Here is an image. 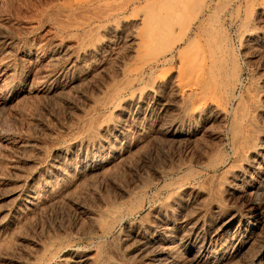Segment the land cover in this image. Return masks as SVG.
Listing matches in <instances>:
<instances>
[{
  "label": "rangeland",
  "instance_id": "374dc122",
  "mask_svg": "<svg viewBox=\"0 0 264 264\" xmlns=\"http://www.w3.org/2000/svg\"><path fill=\"white\" fill-rule=\"evenodd\" d=\"M77 1L80 0H0V254L2 253L0 255L2 257L0 258V264H70L71 261H75L81 256L90 258L83 264H145V259L139 257L141 253L138 250L141 249H138L137 239L131 236L132 232H137L141 228H145L142 231L145 234L147 233L146 235L148 236H145L148 240L151 239V242L155 240L157 235H165L166 243L164 245L162 243L163 246L151 243L152 249H156L157 245V249L159 248L160 250L169 247L170 249H168L171 252L174 251L170 257L176 259L175 261L178 260L177 264H190L193 254L201 249L200 241H202V238L206 239L212 235L217 227L227 219L231 221L228 229L229 233L226 231L223 236L213 241L214 244H211L210 249L212 251L215 250L208 252L200 264H203V262L205 264H264V158H261V150H259L260 144L264 145V0H174L171 2L173 9L180 10L182 13L180 15L182 17L176 23L180 25V27L178 26L179 28L187 27L185 34L188 37V41L202 38L200 26L209 31L214 39L218 33L211 28L219 27L223 37L224 48L222 54L223 56L225 55L224 62L226 64L224 65L226 71L223 74L224 80L220 84V95L209 94L207 97L201 98L202 101H200L197 96L195 98V95L198 94L197 88H193L194 92L190 90L185 92L187 95L184 93L182 102L185 103L180 102L179 104V102L174 103L173 97L176 92H173L179 91L181 93L180 91L184 86L182 83L178 87L180 90L178 88L173 90L170 86H163V92L160 89L161 87L157 92L155 91L153 94L151 92L152 95L150 94L147 97V103L145 101L146 104L143 108V110H149L150 108L153 111L151 115L147 118L145 117V119L139 115H130L131 117H128L130 130L132 131H129L128 135L130 136L132 133L130 137H135L132 138L134 141L128 136L129 140L120 138L118 142L121 143V140L124 142L121 143V146L117 143L119 149L123 148L126 142L131 147L129 158L121 162L123 167L119 161V163L116 162L115 164L121 165L120 167L113 162L112 165L110 161H107L109 157L100 158L101 160L103 158L104 161L96 159L94 164L99 170V175L97 174V177L94 176L88 183L86 182L87 186L84 184L80 187L81 189L79 188L78 191H75L71 196V198L73 197L72 200L58 205V208L55 206V209H52L45 207L43 204L40 205L41 202H39L42 192L40 180L50 172L51 163L53 165L55 160L66 161V158L70 157L72 153L74 158L76 151L81 148L79 145L85 144V142L88 144V152L90 154L95 150L100 151L103 149L104 144L97 145L100 141L97 138H101L99 128L103 118L106 115L104 121L107 123L108 121L111 122L112 124H108L112 128L118 127L122 118L119 115L120 102L129 99L132 94L131 90H126L122 93L123 97L121 96L119 99H105L100 102V105L99 103L92 105L97 95L96 87L94 86L97 85V81L100 82L101 80L96 77L98 79L97 81L93 79V84L83 83L80 84L83 86H78L77 90L81 87L80 90L83 91L82 94L85 96L80 95V90L75 92L77 87H75V91L72 87V92L69 87L65 91L66 94L63 93L54 102L46 101L43 97V86L40 80L44 78L43 72L46 71L45 68L50 67V53L55 55L59 54L60 51H65L63 47L59 46L58 41L60 40H57L58 44L56 43V39H58L56 36L61 34L56 29V25H52L55 20L51 16L56 13L55 11L59 13L60 9L62 11L66 5L74 4ZM141 4L144 5L142 1ZM57 5L61 8L59 9ZM48 8H53L55 10L54 13L48 12ZM53 9L50 10L53 12ZM48 13L52 15L49 16ZM212 16L215 17L213 18ZM53 36L56 38L54 39ZM123 46L125 48L126 45L124 44ZM185 46V43L180 44L177 50L175 49L176 53L173 51V57L168 55V63L167 61L163 64L158 63L159 66L161 65L160 67L158 65V67H155L153 64L147 65L148 67L145 66L141 72L142 74L136 76L137 79L135 80L138 81H133L134 87L137 85L136 87L147 89L146 82L148 80L149 85H152L151 82H157L158 79L162 78L161 76H164L162 79H165L167 76L169 77L172 71L173 73L177 71L178 52L179 49L182 50L183 48L188 50ZM42 50L43 52H41ZM123 50H126V48L122 49L121 46V51L123 52ZM126 52L127 50L125 54ZM75 54L77 55L78 53ZM76 55L74 56L76 57ZM174 57H176L177 61ZM65 59L68 61L66 60L65 62ZM59 60L61 61L56 64V70L65 72L67 68H70L74 59L73 57L69 59L66 56ZM113 60L116 61L114 58L111 59V63L108 62L107 67L110 64H117V61L113 62ZM45 62L47 63L45 64ZM115 66L109 68H114ZM167 66L169 68H166ZM161 67H164L163 71L159 70ZM75 68L77 71L75 69L73 72L77 74L81 72L80 64ZM150 68L152 73L149 71ZM165 68H171V71L167 70L168 72H166ZM162 72L168 74L164 75ZM158 73L163 75H157L156 77ZM72 75V73L69 76L67 74L68 78H71ZM141 79L143 80L141 81ZM36 80L38 81L36 82ZM140 83L142 84L140 85ZM90 89H92L94 94ZM170 90H173V94ZM159 91L162 93L158 94ZM88 98L91 99L89 100ZM197 98L200 103L196 104ZM188 100L192 102L190 103ZM117 101L120 105H118ZM170 102H172L171 107L167 104H170ZM109 103L111 104L109 105ZM186 103H190L191 106ZM101 105L103 106L101 107ZM183 105L185 107L188 106V109L192 110L194 114L190 112L193 114L190 115L189 110L186 109L187 107L185 108ZM164 106L166 107V112L163 114ZM198 106L202 107V110L198 109ZM79 110L85 111L84 115L81 111L80 113L83 116L86 115L85 117H91V119H88V117L83 118V116L81 117L82 119L78 118L76 115L80 114ZM89 111H91L90 114H88ZM97 115L103 118L100 117L97 121L95 120L98 117ZM168 116H171L170 118L174 116V119H169ZM108 117L111 119L109 120ZM164 117L165 119H163ZM74 118L80 119L77 121L79 124L75 123L76 119L74 120ZM84 119L90 122L95 121V123L97 121L96 125H99V127H96L97 129L94 128L95 124L94 126L92 122L88 121L89 123H86V120L85 122L82 121ZM133 119L135 122L131 121ZM170 120L174 122L175 126L177 123L176 128L179 134L173 137L165 133L156 136L152 134L156 126H163L164 122L165 126ZM113 121L118 125L113 123ZM130 121L141 124L139 125L141 126L140 132L132 129L133 123L131 124ZM71 122H74L73 125H70ZM85 123L87 127L84 126ZM89 124L91 125L89 126ZM75 125L77 126L75 127ZM79 127L86 129L81 130ZM92 128L96 129L95 132H93L94 129L92 130ZM146 128L147 130H145ZM92 133L93 135L95 133V135L92 136ZM137 133L140 134L137 135ZM104 134L106 135V133ZM93 137L94 139H92ZM86 138L89 142L85 141ZM77 142H81V144H77ZM259 142L260 144H258ZM24 143L29 147L26 150H22L21 147V144L23 145ZM75 145L78 146L75 147ZM257 148L258 150H256ZM259 151L260 153L258 154ZM84 155L82 157L83 160L87 154L84 152ZM54 157L57 158L55 159ZM253 158H255L254 161H252ZM257 161L259 164H257ZM84 164L86 169L89 162L85 160ZM34 165H36L35 169H33ZM28 168L33 170L28 171ZM26 176H29V178ZM18 177H22V179ZM30 180L36 183L35 191L37 192L35 196L39 200V207H45H38L40 212L36 214L31 212V210L21 211L24 210L21 206V201L17 202L13 197H9L5 193L12 188V191L18 189L16 190L18 193L23 191L26 187V182L28 183ZM20 183L23 185L21 186ZM37 183H40L38 184L39 186ZM62 183L57 185L58 188L56 187L55 191L64 186V183L67 184V181ZM137 186L138 188H135ZM9 187L11 189L8 190ZM127 188L128 190H126ZM77 192L79 193L77 194ZM16 203L20 204V209H18L19 207ZM104 203L107 205H104ZM109 206H112L113 209L111 210ZM95 207L96 209L94 210ZM19 212L20 214L22 212L26 213L25 215H20L18 214ZM98 212L104 216H100ZM90 214L99 216L95 217L94 224L89 219ZM158 216L159 218H157ZM164 225L169 227V229L167 230ZM243 225H247L251 229L247 234L243 231ZM195 226L201 232V239L196 245L197 247L191 243L183 244L182 238L184 240L189 237L190 233H193ZM161 227L164 228L161 229ZM131 229L133 230L130 232L129 230ZM90 230L94 232L91 233ZM189 230L190 235L188 234ZM165 231H168V234H165ZM149 232L153 234H149ZM186 232L187 234H185ZM184 235L186 238L183 237ZM229 235L231 236L229 237ZM222 239L224 241H221ZM218 241H221L220 244ZM218 244L219 247H217ZM29 257L31 258L29 259ZM138 257L142 259H140L141 262L138 261ZM20 258H22L21 262ZM67 260L71 261L68 263Z\"/></svg>",
  "mask_w": 264,
  "mask_h": 264
},
{
  "label": "bare ground",
  "instance_id": "6f19581e",
  "mask_svg": "<svg viewBox=\"0 0 264 264\" xmlns=\"http://www.w3.org/2000/svg\"><path fill=\"white\" fill-rule=\"evenodd\" d=\"M73 1V0H72ZM141 1L144 3V5L141 4ZM174 0H80V1H77L75 2L74 4H69V5H66L65 3V7H63V10L61 11V7L57 8L59 13L57 11H55L53 8H48V12L50 13H54V11L58 14H50L48 13L49 16H51L54 20H55V23L51 22L52 25H56V29H58L59 33L61 35H57L56 37H58V39H56V43H57V40H60L58 41L59 42V46L60 47H63L65 49V51H60L59 54H55V55H52L50 53V67H44L46 69H44L45 72L44 73V78H40L38 80L42 81V86H43V97L45 98L46 101H55L57 98H59L60 96L63 95V93H65V91H67L66 89H68L69 87L71 89V92H72V87H73V90L75 91V87L76 88V91L75 92H79L78 89V86L80 84H83V83H92L94 82L93 79H97L96 77H99L100 79V82L97 81V85H93L94 87H96V97L95 99L93 100L92 102V105H96L97 103H99L100 105V102L104 101L105 99L106 100H112V99H116L119 97L122 96V93L125 92L126 90H131L132 91V94L130 92V96L129 99L127 100H122L121 103V106H120V112H119V115L121 118V122H119L118 120L115 121V122H119V126L116 128H112L108 123L112 124L111 122L108 121V123L105 120V117L103 118L102 120V123H98L100 124V134H101V138H97V139H100V141H96L98 142L97 145L100 146V144H104V148L101 149L100 151H94L90 154V152H88V144L85 142V144L83 143L82 145H79V147L81 146V148L76 151V156L73 158L72 156L74 155L71 152H70V157H67L64 153V155L67 157L66 158V161H59V160H55L53 165L51 163L50 166L51 169L50 172L48 173V175H46V177L44 178H40V182H41V186H42V192L40 194V201L38 200V198H36V192L35 191V181L33 180H30L28 181V183L26 182V187L24 188L23 191H19L16 192V190L18 189H15L14 191L13 188L11 189V187L8 188L11 189L8 192H5L7 193L9 197H13V199L15 201H21V206L24 210H21V211H28V210H31V212H35V214L37 212H40L38 211V207H39V202H41L40 205H44L45 207H50L52 209H55L54 207L57 206L58 208V205H61L63 203H66V202H69L70 200H72L71 196L73 195V193L75 191H78L79 188L86 184V182L88 183V181L90 179H92L94 176L97 177V174H98V168L95 166L94 162L96 161V159H100L101 157H109V160L107 161H110V163L112 164V162L115 164L116 162L121 164V162H124L127 158H129V153L130 152V145L129 143L126 144L123 146V148H120L119 149V146H121V143L123 142V140H121L122 142L119 143L118 141L120 140V138H123L125 140H129L132 135V131L130 130V124L128 122L129 120V116L130 115H139V116H142L147 118L149 115H151V113L153 111L150 110H143L144 108V105L147 103L146 99L147 97L151 94H153V92H157L160 89H162L163 86H170L174 89H177L180 85V83L184 84V86L182 87V90L180 91L181 93H179V91H174L173 90L171 91V93H175V96L173 97L174 98V103H177L179 102H182L183 101V95L185 92H189L190 90H193V88H197V95H195V98L196 96L199 98L200 101H202L201 98H204V97H207V95L211 94V95H217L219 96L220 95V84H222V81L224 80V72L225 71V68H224V65L225 64V60H224V56H223V37L219 31V27L215 28V27H212L211 29H215L216 30V33L217 34V37L216 38H212L211 37V33L209 31H207L204 27L200 26V34H202V38L201 39H198V40H189L188 41V37L186 36V29L187 27L185 28H179L180 25H178L176 23V21L181 18L180 15H182V13L177 10H174L172 5L170 4L171 2H173ZM176 1V0H175ZM73 3V2H72ZM55 5V4H54ZM181 5V4H180ZM130 6H132L130 8ZM142 6H145V7H142ZM53 7V6H51ZM50 9H53V12L52 10ZM183 9V8H182ZM184 11V10H183ZM221 11V10H220ZM46 13V12H45ZM190 13V12H189ZM220 13V12H219ZM221 14V13H220ZM46 15V14H45ZM47 16V15H46ZM48 16V17H49ZM49 17V18H51ZM62 17V18H61ZM213 17V16H212ZM215 17V16H214ZM213 17V18H214ZM48 18V20H50ZM51 18V20H53ZM50 20V21H51ZM214 20V19H213ZM208 22V21H207ZM202 25V24H201ZM179 26V27H178ZM50 27V26H49ZM202 27V28H201ZM52 30V29H51ZM22 31V30H21ZM55 31V30H54ZM56 32V31H55ZM53 32V33H55ZM2 34V33H1ZM57 34V33H56ZM52 35V34H51ZM55 36V34H54ZM53 36V38H54ZM1 37V36H0ZM55 37V38H56ZM54 38V39H55ZM38 39V38H37ZM196 39V38H195ZM12 40V39H11ZM51 40V39H50ZM37 42V41H36ZM6 43V42H5ZM10 43V41H9ZM8 43V45H9ZM52 43V42H51ZM55 43V44H56ZM186 44L185 47L188 48V50L186 48H183L182 50L179 49V52H178V64L176 66V70L174 73L172 71V73L169 74V77L167 76V78L165 79H162L164 78V76H161L163 75L164 73L168 72L167 70H170V69H166V68H169V66H167L164 71L163 74L160 75V71L162 70L163 71V68L164 67H161V69L159 68V72L158 74H156V77L157 75L158 76H161L162 78L157 82L155 83H152V85H149V80H145L147 81L146 82V86L148 87L147 89L146 88H142V87H134L133 85V81H138V80H135L137 79L136 76L137 75H141L142 71L144 70V67L147 66V65H150V64H153L155 67L158 65V63H165L167 61V56L169 55H172L173 51L175 52V49L177 50V47L180 45V44ZM11 44V43H10ZM40 44V43H39ZM45 44V43H44ZM54 44V43H53ZM58 44V43H57ZM126 45L125 48L127 50L126 54H125V51L126 50H123V52L121 51V46H122V49H125L123 48L124 46L123 45ZM42 45V44H41ZM121 45V46H120ZM43 46V45H42ZM53 47V45H52ZM55 47V46H54ZM41 48V46H40ZM57 48V47H56ZM53 49V48H52ZM60 49V48H59ZM63 49V50H64ZM41 50V49H39ZM54 50V49H53ZM186 50V51H184ZM43 52V50L41 51ZM52 52V51H51ZM55 52V51H53ZM75 53H78L77 55ZM176 53V52H175ZM76 55V57L74 56ZM175 55V54H174ZM55 56V57H54ZM68 57L69 59L73 57V61L71 62L72 64L70 65V68H65V72H59L56 70V64L61 61L59 59L63 58V57ZM173 57V55H172ZM171 57V58H172ZM49 58V57H48ZM47 58V59H48ZM116 59L117 61V64L115 66L114 65H109V67L111 66H115L114 68H109L107 67V63H111L110 60L111 59ZM174 59L177 61L176 57H174ZM67 59H65V62H66ZM68 61V60H67ZM113 60V62H116ZM112 62V63H113ZM33 63V62H32ZM47 62H45L46 64ZM60 63V62H59ZM168 63V61H167ZM78 64H80L81 66V72L80 73H76V72H73L75 71V67L78 66ZM65 65V64H64ZM48 66V64H47ZM159 66V65H158ZM157 66V67H158ZM161 66V65H160ZM159 66V67H160ZM171 66V65H170ZM174 66V65H172ZM171 66V67H172ZM64 67V66H62ZM148 67V66H147ZM146 67V68H147ZM150 67V66H149ZM175 67V66H174ZM39 68V67H38ZM41 68V67H40ZM49 68V69H48ZM58 68V66H57ZM153 68V67H152ZM30 69V68H29ZM36 69V68H35ZM59 69V68H58ZM74 69V70H73ZM80 69V68H78ZM153 70V69H152ZM40 71V70H39ZM77 71V69H76ZM149 71L151 72V68L149 69ZM171 71V70H170ZM169 71V72H170ZM31 72V71H30ZM156 72H157V69H156ZM32 73V72H31ZM42 73V75H43ZM63 73V74H62ZM70 73V74H69ZM71 73L73 74L71 78H68L69 75H71ZM152 73V72H151ZM155 73V72H154ZM29 74V72H28ZM27 74V75H28ZM68 74V76H67ZM146 74V73H145ZM148 74V72H147ZM168 74V73H167ZM167 74H164V75H167ZM41 75V74H40ZM39 75V76H40ZM66 75V76H65ZM139 75V76H140ZM150 75V74H149ZM148 75V77H149ZM153 75V74H152ZM223 75V76H222ZM138 76V77H139ZM147 76V75H146ZM151 76V75H150ZM33 77V76H32ZM31 77V78H32ZM42 77V76H40ZM62 77V78H61ZM144 77V76H143ZM223 77V78H222ZM34 78V77H33ZM37 79V77H36ZM148 79V78H147ZM33 81H35L34 79H32ZM36 80V82L38 81ZM143 79H141L142 81ZM39 81V82H40ZM140 81V82H141ZM35 82V83H36ZM144 82V81H143ZM137 83V82H135ZM145 83V82H144ZM148 83V85H147ZM40 84V83H39ZM93 84V83H92ZM139 84V83H137ZM142 83H140L141 85ZM181 84V85H182ZM24 85V84H23ZM88 85V84H86ZM180 85V86H181ZM80 86H83V85H80ZM90 86V85H89ZM222 87V85H221ZM169 88V87H168ZM83 89V87H82ZM87 89V87H86ZM179 89V88H178ZM91 92H92V89H90ZM95 90V89H93ZM166 90V89H164ZM168 90V89H167ZM166 90V91H167ZM180 90V89H179ZM82 90H80V95L82 96H85L83 95V91L81 92ZM163 92V89L161 90ZM161 91L158 92L159 93H162ZM169 91V92H170ZM31 92V91H30ZM194 92V90H193ZM192 92V94H193ZM69 93V92H68ZM89 93V92H88ZM93 93V92H92ZM165 93V92H164ZM163 93V94H164ZM172 93V94H173ZM66 94V93H65ZM85 94V93H84ZM94 94V93H93ZM151 94V95H152ZM157 94V95H158ZM75 95V93H74ZM72 95V96H74ZM79 95V96H80ZM87 95V94H86ZM91 95V93H90ZM88 95V96H90ZM95 95H92V96H95ZM124 95V94H123ZM129 95V94H128ZM155 95V94H154ZM161 95V94H160ZM159 95V96H160ZM171 95V94H170ZM169 95V96H170ZM185 95H187L185 93ZM167 96V97H169ZM173 96V95H171ZM191 96V95H190ZM66 97V96H64ZM63 97V98H64ZM70 97V96H69ZM123 97V96H122ZM152 97V96H151ZM63 98H61L63 100ZM75 98V97H74ZM78 98V97H76ZM92 98V97H91ZM90 98V99H91ZM154 98V97H152ZM161 98V97H160ZM187 98V97H186ZM194 98V97H193ZM198 98H197V102L195 101V103H200V101H198ZM86 99V97H85ZM89 99V98H88ZM89 99V100H90ZM93 99V98H92ZM189 99V98H188ZM80 100V99H79ZM151 100V99H150ZM193 100V99H192ZM61 101V100H60ZM116 101V100H115ZM146 101V103H145ZM172 101V102H173ZM185 101V99H184ZM189 101V100H188ZM204 101V100H203ZM45 102V101H44ZM52 102V103H53ZM65 102V101H64ZM71 102V101H70ZM79 102V101H78ZM89 102V103H91ZM112 102V101H111ZM152 102V101H151ZM155 102V101H154ZM157 102V100H156ZM159 102V101H158ZM167 103L169 106L171 105V103ZM190 102V101H189ZM192 102V101H191ZM190 102V103H191ZM58 103V102H57ZM85 103V101H84ZM87 103V104H89ZM106 103H108L106 101ZM105 103V104H106ZM114 103V102H113ZM118 103V101H117ZM150 103V102H149ZM174 103H173V106H174ZM183 104L185 102H182ZM181 103V104H182ZM188 103V104H190ZM202 103V102H201ZM49 104V102H48ZM111 103H109L110 105ZM156 104V103H155ZM187 104V103H186ZM187 104V105H188ZM67 105V104H66ZM107 105V106H109ZM118 105H120L118 103ZM117 105V107H118ZM148 105V104H147ZM193 105V104H192ZM63 106V105H62ZM78 106V104H77ZM76 106V108H77ZM98 106V105H97ZM103 105H101L102 107ZM106 106V105H104ZM154 106V105H152ZM168 106V107H169ZM181 106V105H180ZM179 106V107H180ZM184 106V105H183ZM189 106V105H188ZM188 106H184L186 109H188ZM191 106V104H190ZM200 106V104H199ZM198 106V109L200 108ZM203 106V105H202ZM2 107V106H1ZM68 107V105H67ZM66 107V108H67ZM72 107V106H71ZM89 107V106H87ZM86 107V108H87ZM99 107V106H98ZM100 107V108H101ZM123 107V108H122ZM165 107V106H164ZM171 107V106H170ZM204 107V106H203ZM214 107V106H213ZM90 108V107H89ZM96 108V107H95ZM119 108V107H118ZM122 108V109H121ZM147 108V107H146ZM174 108V107H173ZM182 108V107H181ZM180 108V109H181ZM82 109V108H81ZM98 109V108H96ZM95 109V110H96ZM115 109V108H114ZM113 109V111H114ZM117 109V108H116ZM152 109V107H151ZM197 109V107H196ZM197 109V110H198ZM202 110V107L200 108ZM86 110V109H85ZM90 110V109H88ZM93 110V111H95ZM154 110V109H153ZM159 110V109H158ZM179 110V109H178ZM189 110V109H188ZM204 110V109H203ZM67 111V110H65ZM71 111V110H69ZM77 111V109H76ZM81 113L84 115L85 111L83 112V110H79V113ZM98 111V110H97ZM144 111V112H143ZM162 111V110H161ZM196 111V110H195ZM200 111V110H199ZM57 112V111H56ZM78 112V111H77ZM76 112V113H77ZM91 111H89L88 114H90ZM143 112V113H142ZM166 112V107L163 111V114ZM169 112V111H168ZM167 112V113H168ZM182 112V111H180ZM184 112V110H183ZM187 112V111H186ZM190 112H193L192 110L190 111L189 110V114L190 115H193L191 114ZM80 113V114H81ZM87 113V112H86ZM94 113V112H93ZM92 113V114H93ZM113 113V112H112ZM118 113V112H117ZM115 113V114H117ZM176 113V112H175ZM71 114H74V113H71ZM78 114V113H77ZM78 114L76 115L78 118L82 117L83 115L81 114ZM97 114V112H96ZM169 114V113H168ZM184 114V113H183ZM186 114V113H185ZM196 114V113H195ZM70 115V114H69ZM94 115V114H93ZM100 115V114H98ZM97 115V116H98ZM102 115V114H101ZM107 115H110V114H107ZM156 115V114H155ZM75 116V117H76ZM86 116V115H85ZM83 116V118H87ZM187 116V115H186ZM195 116V115H194ZM201 116V115H200ZM96 117V116H95ZM99 116L96 117L95 120H99L100 118ZM110 117H112L110 115ZM110 117L109 120L111 119ZM117 118V116H115ZM118 117V118H120ZM131 117V116H130ZM167 117V116H166ZM169 117V116H168ZM171 117V116H170ZM169 119H172L170 118ZM184 117V116H183ZM182 117V118H183ZM91 119V117H88V119ZM71 119V118H70ZM76 119V124H79L77 123L78 120L80 119H77V118H74V120ZM82 119V118H81ZM94 119V118H92ZM115 119V118H114ZM140 119V118H138ZM142 119V118H141ZM165 119V117L163 118ZM174 119V118H173ZM172 119V120H173ZM86 119L82 120L85 122ZM97 120V121H98ZM149 120V119H148ZM159 120V119H158ZM170 120L165 126V122L163 124V126L161 127L159 124H156V125H159V126H156L154 129H153V133L154 136L158 135V134H161V133H165V134H168L170 135V137H173L174 135H177L179 134L177 132V123H176V126L174 124V122ZM68 121V120H67ZM87 122L86 123H89L90 121L89 120H86ZM89 121V122H88ZM96 121V123H97ZM113 121V123H115ZM133 122V120H131ZM130 121V122H131ZM139 121V120H138ZM145 121V120H144ZM70 122V121H69ZM73 122V123H74ZM92 122V125H96L95 121H91ZM90 122V123H91ZM101 122V121H100ZM131 122V124L133 123ZM180 122V121H179ZM59 123V122H58ZM67 123V122H66ZM73 123L71 122L70 125H73ZM86 123L84 124V126L86 125ZM139 122H136V123H133V128L136 132H140V129H141V124H138ZM148 123V121H147ZM161 123V121H160ZM117 124V123H115ZM114 124V125H115ZM91 124H89L90 126ZM94 125V126H95ZM118 125V124H117ZM149 125V124H148ZM234 125V124H233ZM77 125H75L76 127ZM81 126V125H79ZM88 126V128H89ZM92 126V127H94ZM83 127V126H82ZM87 127V126H85ZM98 128L99 125L95 126L94 128ZM132 127V126H131ZM237 127V126H235ZM55 128V127H54ZM92 128V130L94 129ZM96 128V129H97ZM116 128V129H115ZM181 128V127H179ZM79 129L81 130H85L83 128H80ZM78 129V131H80ZM91 129V128H90ZM93 130V132H95V130ZM236 129V128H234ZM89 130V129H87ZM98 130V131H99ZM147 130V128L145 129ZM145 130H142V131H145ZM150 130V129H148ZM180 130V129H179ZM232 130V129H231ZM90 131V130H89ZM129 131H131V135L129 136ZM135 131H134V134H135ZM141 131V132H142ZM83 132V131H82ZM81 132V133H82ZM88 132V131H87ZM180 132V131H179ZM80 133V132H78ZM91 133V132H90ZM99 133V132H97ZM96 133V134H97ZM106 133V135L104 134ZM149 133V134H150ZM85 134V133H83ZM133 134V136H135ZM140 134V133H139ZM137 133V135H139ZM145 134V133H144ZM235 134V132H234ZM90 135V134H89ZM92 136L93 133L91 134ZM142 135V134H141ZM80 136L82 138H84L81 134ZM79 136V137H80ZM98 136V135H96ZM128 136L130 138H128ZM148 136V135H147ZM151 136V135H150ZM80 137V138H81ZM88 137V136H86ZM91 137V136H90ZM99 137V136H98ZM142 137V136H141ZM144 137V136H143ZM149 137V136H148ZM152 137V136H151ZM89 138V137H88ZM132 138H135V137H132ZM131 138V140H133ZM137 138V137H136ZM155 138V137H154ZM78 136H77V140H78ZM85 139V138H84ZM94 139V137L92 138ZM96 139V140H97ZM139 140V138H137ZM147 139V138H146ZM153 139V138H152ZM254 139V138H253ZM252 139V140H253ZM259 139V138H258ZM257 139V140H258ZM76 140V141H77ZM88 139L86 138L85 141H87ZM124 140V141H125ZM130 140V141H131ZM141 140H143L141 138ZM140 140V141H141ZM158 140H159V137H158ZM171 140V139H170ZM251 140V139H250ZM75 141V140H74ZM79 141V140H78ZM81 141V140H80ZM84 141V140H83ZM95 141V140H94ZM134 141V140H133ZM136 141V140H135ZM256 141V140H255ZM82 142V141H81ZM81 142H77V144H81ZM89 142V141H87ZM139 142V141H138ZM154 142V141H153ZM185 142V141H184ZM90 143L92 144V142L90 141ZM89 143V144H90ZM95 143V142H94ZM117 143H119L120 145L118 146ZM124 143V142H123ZM135 143V142H134ZM251 143V142H250ZM254 143V141H253ZM28 144V143H27ZM74 144V143H73ZM76 144V143H75ZM90 144V145H91ZM132 144V143H131ZM138 144V143H137ZM140 144V143H139ZM248 144V143H247ZM252 144V143H251ZM260 144V142L258 143ZM93 145V144H92ZM129 145V146H128ZM30 146V145H29ZM78 146V145H75V147ZM94 146V145H93ZM92 146V147H93ZM133 146V144H132ZM261 146V147H260ZM260 148L259 150H261V158H264V145H261L260 144ZM20 147V145H19ZM21 147H22V150H26V148L28 149V145H26V143H24L23 145L21 144ZM20 147V148H21ZM78 147V148H79ZM91 147V148H92ZM247 147V146H246ZM245 147V148H246ZM76 148V149H78ZM90 148V149H91ZM95 148V146H94ZM244 148V149H245ZM32 149V147H31ZM246 149H249V148H246ZM30 150V149H29ZM71 150V149H70ZM94 150V149H93ZM258 150V148L256 149ZM90 151V150H89ZM68 152V151H67ZM84 152L86 155V157H84V160L82 159L83 155H84ZM252 152V151H251ZM257 152V151H256ZM260 153V151L258 152V154ZM60 154V153H59ZM67 154V153H66ZM29 155V154H28ZM254 155V154H253ZM33 156V155H32ZM58 156V155H57ZM62 156V155H61ZM85 156V155H84ZM256 156H257V153H256ZM36 157V156H35ZM38 157V156H37ZM251 157V156H250ZM254 157V156H253ZM32 158V157H31ZM55 158V157H54ZM57 158V157H56ZM55 158V159H56ZM131 158V157H130ZM42 159V158H41ZM63 159V158H62ZM65 159V158H64ZM255 158H253L252 161H254ZM260 159V158H259ZM61 160V158H60ZM87 160L89 162V165L88 167L85 169L84 165L87 163L84 164V161ZM101 160V159H100ZM99 160V161H100ZM103 160V158H102ZM101 160V161H102ZM105 160V161H106ZM251 160V159H250ZM262 160V159H260ZM100 161V162H101ZM104 161V160H103ZM119 161V162H118ZM128 161V160H127ZM262 162V161H261ZM41 163V162H40ZM256 163V162H255ZM38 164V163H37ZM36 164V165H37ZM84 164V165H83ZM102 164V163H101ZM100 164V165H101ZM126 164V162H125ZM124 164V165H125ZM254 164V163H253ZM257 164L258 161H257ZM32 165V164H31ZM34 165L33 166V169H35L34 167L36 166ZM39 165V164H38ZM87 165V164H86ZM113 165V164H112ZM112 165H110L112 167ZM116 165V164H115ZM122 165V164H121ZM121 165H116V166H121ZM2 166V165H1ZM49 166V165H48ZM115 166V167H116ZM126 166V165H125ZM40 167V166H39ZM123 167V165H122ZM251 167V166H250ZM254 167V166H253ZM252 167V168H253ZM261 167V166H260ZM42 168V167H41ZM27 169V168H26ZM29 169V168H28ZM32 169V168H31ZM31 169H29L28 171H30ZM32 169V170H33ZM37 169V168H36ZM47 169V170H48ZM124 169V168H123ZM39 170L42 171V169L39 168ZM15 171V170H14ZM35 171V170H34ZM33 171V172H34ZM86 171V172H85ZM102 171V170H101ZM121 171V170H120ZM40 173V172H39ZM43 173V172H42ZM45 173V172H44ZM35 174V173H34ZM37 174V173H36ZM139 174V173H138ZM18 175V174H17ZM41 175V174H40ZM99 175V174H98ZM140 175V174H139ZM21 176V175H20ZM38 176V175H37ZM44 176V175H43ZM156 176V175H155ZM23 177V176H22ZM22 177H18L19 179ZM29 178V176H26ZM102 177V175H101ZM100 177V178H101ZM14 178V176H13ZM38 178V177H36ZM20 181V180H19ZM37 181V180H36ZM64 181H67V184L64 183ZM25 182V181H24ZM64 183V186H62L60 189L56 190L55 191V188L57 187V185H60V183ZM106 182V181H105ZM135 182V181H134ZM23 183V182H22ZM62 183V184H63ZM8 184V183H7ZM40 184V183H37V185ZM130 184V183H129ZM21 185V183H20ZM19 185V186H20ZM23 185V184H22ZM21 185V186H22ZM233 185V184H232ZM18 186V187H19ZM39 186V185H38ZM87 186V184L85 185ZM136 186V185H135ZM234 186V185H233ZM17 187V188H18ZM20 188V187H19ZM41 188V187H39ZM58 188V187H57ZM122 188V187H121ZM135 188H138L135 187ZM134 188V189H135ZM6 189V188H5ZM38 189V187H37ZM81 189V188H80ZM110 189V188H109ZM232 189V188H231ZM128 190V188L126 189ZM130 190V189H129ZM119 191V189H118ZM123 191V190H122ZM120 191V192H122ZM3 192V191H2ZM124 192V191H123ZM129 192V191H127ZM133 192V191H132ZM132 192H130L132 194ZM79 192H77L78 194ZM39 195V193H38ZM110 195V194H109ZM121 195V194H119ZM126 196V194H124ZM123 196V195H121ZM124 196V197H125ZM130 196V194H129ZM38 197V196H37ZM71 198V199H70ZM11 199V198H10ZM9 199V200H10ZM76 200V199H75ZM106 201V200H105ZM6 202V201H5ZM72 202V201H71ZM101 202V201H100ZM99 202V203H100ZM107 202V201H106ZM4 204V203H3ZM7 204V203H6ZM17 204V203H16ZM106 203H104L105 205ZM115 204V203H114ZM8 205V204H7ZM14 205V204H13ZM18 205V204H17ZM103 205V207H104ZM107 205V204H106ZM16 206V205H14ZM20 206V204L18 205V207ZM102 206V205H101ZM5 207V206H4ZM42 208H45L43 206H41ZM39 207V208H41ZM110 207V206H109ZM114 207V206H113ZM17 208V207H16ZM111 210L113 209L112 206L110 207ZM20 209V207L18 208ZM85 209V208H84ZM96 209V207L94 208V210ZM100 209V208H99ZM15 210V209H14ZM51 210V209H50ZM108 210V208H107ZM116 210V209H115ZM42 211V210H41ZM25 215V213H23ZM30 212V211H29ZM92 212V211H90ZM95 212V211H94ZM108 212V211H107ZM162 212V211H161ZM56 213V212H55ZM97 213V212H96ZM106 214V212H104ZM112 214V212H110ZM163 213V212H162ZM166 213V212H165ZM164 213V214H165ZM20 214V212L18 213ZM20 214V215H22ZM29 214H32V213H29ZM28 214V215H29ZM40 214V213H39ZM52 214V213H51ZM98 214L100 215V213L98 212ZM16 216V214H14ZM108 215V214H106ZM174 215V214H173ZM1 216V215H0ZM12 216V215H11ZM14 216V218H15ZM34 216V215H33ZM89 216V215H87ZM98 215L96 214H90L89 216V219L92 220V223L94 224V220H95V217H97ZM100 216H104V215H100ZM109 216V215H108ZM164 216V215H163ZM166 216V215H165ZM231 216V215H230ZM99 217V216H98ZM110 217V216H109ZM156 217V216H155ZM13 218V217H12ZM50 218V217H49ZM87 218V217H86ZM103 218V217H102ZM106 218V217H105ZM159 218V216L157 217ZM16 219V218H15ZM88 219V220H89ZM104 219V218H103ZM30 220V219H29ZM108 220V219H107ZM161 220V219H159ZM18 221V220H17ZM198 222V221H197ZM90 223V222H89ZM162 223V221H161ZM160 223V225H161ZM164 223V222H163ZM199 223V222H198ZM101 224V223H100ZM167 224V223H166ZM197 224V223H196ZM230 224H231V221L230 220H226L224 221L221 225H219V227H217V229L215 230V232L208 236L206 239H203L202 238V241H200L201 239V232H199V230H197V226H195V228L193 229V233H190V230L188 232V234L190 235L189 237L186 238V236L184 235L183 237H185L186 239L183 240L182 238V242L183 244L187 245L189 243L191 244H194L195 247H197L196 245L199 243H201V249H199L198 247V251L196 253L193 254L192 256V262H190V264H200L202 263V260L204 259V257L206 256V254H208V252L210 253L212 251V249H210V246L211 244L213 243V241L220 237V236H223V234L227 231L228 232V229L230 227ZM245 224V223H244ZM91 225V224H90ZM102 225V224H101ZM159 225V226H160ZM168 225V224H167ZM172 225V224H171ZM191 225V224H190ZM189 225V226H190ZM193 225H194V222H193ZM191 225V226H193ZM94 226V225H93ZM108 226V225H107ZM165 226V225H164ZM200 226V225H199ZM202 226V225H201ZM1 227V226H0ZM21 227V226H20ZM23 227V225H22ZM92 227V225H91ZM101 227V226H100ZM145 227V226H144ZM167 227V226H165ZM172 227V226H171ZM17 228V227H16ZM97 228V227H96ZM104 228H105V225H104ZM137 228H140V227H137ZM164 228V227H163ZM161 227V229H163ZM173 228V227H172ZM175 228V227H174ZM243 228H244V232L245 234L248 233V231H250V227L249 226H245L243 225ZM93 229V228H92ZM95 229V228H94ZM102 229V228H100ZM145 230V228H141L140 230L138 229L137 232H132V235L131 236H134L136 239H137V244L139 245V248L138 249H141V250H138L140 253H141V257L142 259H145V264H177V261H175L176 259H173L171 258L170 256H172V251L169 250L170 248L167 247V249H162L160 250L159 248L157 249V246L159 244L163 245L166 243V238H165V235L163 234H160V235H157V237L155 238V240H153L151 242V237L149 238L150 240L147 239L145 232L142 231ZM169 229V227H167V230ZM191 229V227H190ZM88 230V229H87ZM103 230V229H102ZM133 229L129 230L130 232L132 231ZM147 230V229H146ZM158 230V229H157ZM172 230V229H170ZM169 230L170 234L172 235L171 231ZM175 230V229H174ZM192 230V229H191ZM202 230V229H201ZM19 231V229H18ZM91 231V230H90ZM127 231V230H126ZM160 231V230H159ZM158 231V232H159ZM163 231V230H162ZM161 231V232H162ZM205 231V230H204ZM21 232V231H19ZM94 232V231H91V233ZM98 232V231H97ZM128 232V233H130ZM148 232V230H147ZM154 232V231H153ZM157 232V233H158ZM166 232V231H165ZM168 232V231H167ZM165 233V234H168V233ZM184 232V231H183ZM203 232V231H202ZM96 233V232H95ZM155 233V232H154ZM156 233V234H157ZM229 233V232H228ZM17 234V233H16ZM20 234V233H19ZM149 234H153V233H150ZM169 234V235H170ZM174 234V232H173ZM187 234V232L185 233ZM234 234V233H233ZM129 235V234H128ZM146 235V236H145ZM227 235V234H226ZM243 235V234H242ZM21 236V234H20ZM24 236V235H22ZM32 236V235H31ZM176 236V235H175ZM174 236V237H175ZM231 235H229L230 237ZM169 237V236H168ZM244 237V236H243ZM126 238V237H125ZM172 238V237H170ZM223 238V237H222ZM226 238H228L226 236ZM174 239V238H173ZM220 239V238H219ZM231 240V238H229ZM5 240V239H4ZM169 240V238H168ZM221 241H224L223 239ZM220 241V242H221ZM136 242L134 241V243L136 244ZM219 242V241H218ZM219 242V244H220ZM229 242V241H228ZM247 242V241H246ZM22 243V242H20ZM129 243V242H128ZM151 243H156L158 244L156 246V249H152V246H151ZM172 243V242H171ZM223 243V242H222ZM252 243V242H251ZM178 244V243H177ZM214 244V243H213ZM219 244L217 247H219ZM225 244V243H224ZM227 244V242H226ZM162 245V246H163ZM200 245V244H199ZM136 246V245H135ZM151 246V247H150ZM184 246V245H183ZM213 246V245H212ZM154 247V246H153ZM161 248V246H159ZM186 247V246H185ZM194 247V246H193ZM214 247V246H213ZM151 248V249H150ZM169 248V249H168ZM223 248V247H222ZM217 249V248H216ZM225 249V247H224ZM215 250V249H214ZM213 250V251H214ZM221 250V249H220ZM219 250V251H220ZM38 251V250H37ZM41 251V250H40ZM212 251V252H213ZM217 251V250H216ZM224 251V250H223ZM218 252V251H217ZM225 252V251H224ZM7 253V252H6ZM38 253V252H36ZM138 253V252H136ZM219 253V252H218ZM217 253V255H218ZM2 254V253H1ZM0 254V255H1ZM39 254V253H38ZM242 254V253H241ZM6 255V254H4ZM8 255V254H7ZM33 255V254H32ZM85 255V254H84ZM137 255V254H136ZM140 255V254H139ZM174 255V254H173ZM240 255V254H239ZM10 256V255H9ZM12 256V255H11ZM17 256V255H16ZM29 256V255H28ZM79 256V255H78ZM221 256V255H220ZM219 256V257H220ZM223 256V255H222ZM4 258H6L5 256H3ZM19 257V256H18ZM26 257V256H25ZM32 257V256H31ZM29 257V259L31 258ZM36 257V256H35ZM138 257V258H139ZM212 257V256H211ZM224 257V256H223ZM2 258V257H0ZM10 258V257H9ZM38 258V257H37ZM135 258V257H134ZM138 261H140V259ZM175 258V257H174ZM190 258V257H189ZM212 258H215V257H212ZM218 258V257H217ZM7 259V258H6ZM11 259V258H10ZM13 259V258H12ZM17 259V258H16ZM21 259L20 258V262H21ZM136 259V258H135ZM141 259V260H142ZM9 260V259H8ZM36 260V259H35ZM86 260H90V258L88 257H85V256H81V257H78V259H76L75 261H71L70 264H83ZM211 260V259H210ZM221 260V259H220ZM29 261V260H28ZM31 261V260H30ZM37 261V260H36ZM64 261V260H63ZM69 261L67 260V262L69 263ZM136 261V260H135ZM205 261V260H204ZM137 262V261H136ZM141 262V261H140ZM143 262V261H142ZM36 263V262H35ZM89 263V262H88ZM189 263V262H188ZM22 264V263H21ZM28 264V263H27ZM144 264V263H143ZM179 264V263H178ZM203 264H205L203 262Z\"/></svg>",
  "mask_w": 264,
  "mask_h": 264
}]
</instances>
